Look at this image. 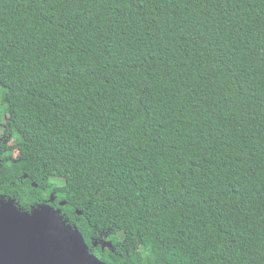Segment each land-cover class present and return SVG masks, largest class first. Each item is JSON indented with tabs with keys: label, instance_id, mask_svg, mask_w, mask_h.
I'll return each mask as SVG.
<instances>
[{
	"label": "trees",
	"instance_id": "obj_1",
	"mask_svg": "<svg viewBox=\"0 0 264 264\" xmlns=\"http://www.w3.org/2000/svg\"><path fill=\"white\" fill-rule=\"evenodd\" d=\"M3 113L1 207L107 264H264V0H0Z\"/></svg>",
	"mask_w": 264,
	"mask_h": 264
},
{
	"label": "water",
	"instance_id": "obj_2",
	"mask_svg": "<svg viewBox=\"0 0 264 264\" xmlns=\"http://www.w3.org/2000/svg\"><path fill=\"white\" fill-rule=\"evenodd\" d=\"M64 224L50 204L33 214L17 211L12 203L0 206V264H107L88 249L78 230Z\"/></svg>",
	"mask_w": 264,
	"mask_h": 264
},
{
	"label": "flooded vegetation",
	"instance_id": "obj_3",
	"mask_svg": "<svg viewBox=\"0 0 264 264\" xmlns=\"http://www.w3.org/2000/svg\"><path fill=\"white\" fill-rule=\"evenodd\" d=\"M3 114V117L0 114V162H2L4 158L13 159L17 156L16 150L14 152H9V149L14 145L15 140L12 137V130L7 122L8 115L7 113ZM106 243L107 241L105 239L93 241L95 247L99 245L102 246V248H111L112 250H115L113 246L105 245Z\"/></svg>",
	"mask_w": 264,
	"mask_h": 264
}]
</instances>
